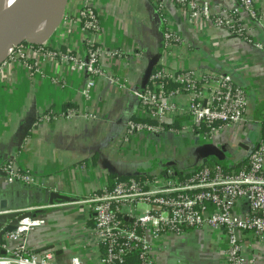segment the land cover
<instances>
[{"label": "crops", "instance_id": "crops-1", "mask_svg": "<svg viewBox=\"0 0 264 264\" xmlns=\"http://www.w3.org/2000/svg\"><path fill=\"white\" fill-rule=\"evenodd\" d=\"M199 1L231 9L240 5L239 0ZM93 2L101 23L99 40L108 49L123 51L121 58L105 54L101 63L116 82L100 78L86 100L82 90L89 74L74 70L71 62L59 57H41L38 65L32 61L29 67L10 62L0 74V170L14 158L21 171L37 179L36 185L9 183L0 175V204L5 200L9 209L23 211L45 207L43 212L33 213L46 224L28 233L25 241L39 252L54 249L60 263L76 256L86 264L97 261L98 247L90 241L94 222L88 206L82 203L46 206V191L83 201L109 185L110 175H154L167 168L191 171L205 161L206 152H202L203 157L196 153L201 144L196 145L195 139L185 134L166 131L154 138L141 136L133 146L122 142L126 124L139 111L135 92L147 84L148 72L158 67L166 21L184 39L169 60L174 69H211L229 74L248 95L247 120L223 129L209 141L217 148L227 145L223 160L214 156L208 160L234 168L248 160L263 135L262 51L204 20L190 25L170 0H164L163 12L154 0ZM254 5L260 21L244 11L240 16L252 29L255 41L264 42V0H254ZM58 34L62 37L56 38L53 47L83 59L88 57L89 47L80 27H63ZM122 80L126 88L119 86ZM73 110L75 115L68 117L66 113ZM55 112L61 114L53 115ZM47 114L54 118L46 119ZM150 141L158 150L145 157L140 149ZM194 154L199 155L197 161ZM167 161L177 162L178 167H167ZM112 168L119 174H113ZM247 209L244 204L236 211L242 215ZM162 245L155 253L156 264H225L226 241L209 229L166 235ZM243 246L253 264H264V243L256 236L245 234Z\"/></svg>", "mask_w": 264, "mask_h": 264}, {"label": "built area", "instance_id": "built-area-1", "mask_svg": "<svg viewBox=\"0 0 264 264\" xmlns=\"http://www.w3.org/2000/svg\"><path fill=\"white\" fill-rule=\"evenodd\" d=\"M154 1L163 12L164 0ZM170 1L179 7L190 25L204 20L264 53V42L255 41L252 29L240 16L244 11L249 18L260 21L254 0H239L240 5L232 9L199 0ZM68 26L81 28L89 47L86 59L52 46L56 38L62 37L59 30ZM100 31L93 0H68L63 23L53 38L42 46L22 43L12 48L7 61L0 66V74L10 62L18 61L29 67L32 61L38 65L41 57H59L71 62L74 70L89 74L82 90L88 100L100 78L116 82L103 70V56L123 55L121 49H108L101 43ZM183 43V37L166 21L158 67L149 75L144 88L135 92L139 111L126 124L123 143L133 146L141 136L154 138L169 131L191 136L202 145L223 129L247 120V92L231 75L211 69L178 71L171 66V56ZM118 84L126 88L125 80ZM75 113L68 111L66 115L72 117ZM57 114L61 113L53 115ZM53 115L47 114L45 118L53 119ZM262 125L259 144L238 171H228L222 165H203L191 171L167 168L143 179L131 177L117 181L78 202L88 206L94 222L90 241L97 245L99 257L91 264H127L137 251L140 264H156L155 253L163 248L164 236H180L196 229H209L225 239V264H253L245 253L243 237L250 234L264 243V110ZM3 172L9 183H37L34 175L18 168L14 158L6 161ZM244 204L248 209L240 215L236 210ZM5 213L0 211V215ZM45 224L44 219L30 217L11 232L5 230L7 225L0 224V233L5 232L0 239V264H86L77 256L60 263L54 249L40 252L31 249L25 241L26 235Z\"/></svg>", "mask_w": 264, "mask_h": 264}, {"label": "water", "instance_id": "water-1", "mask_svg": "<svg viewBox=\"0 0 264 264\" xmlns=\"http://www.w3.org/2000/svg\"><path fill=\"white\" fill-rule=\"evenodd\" d=\"M68 0H20L18 16L13 21L4 22L3 17L0 16V66L7 61L11 49L22 43H29L36 46H42L48 43L56 34L63 23L64 16L67 9ZM155 62V61H154ZM155 64V63H154ZM151 71L148 72V76ZM197 140L195 144L197 145ZM227 148H217L213 144L207 143L197 147L196 153H205L206 163L210 156L218 158L222 161L223 150ZM167 166H178L177 162H166ZM113 174H119L115 168H112ZM0 175L6 177V173L0 170ZM58 200L59 202H56ZM81 199L77 197L66 196L57 193L45 192L46 206H61L72 202H80ZM0 209L7 212L0 215V224L7 225L6 231L11 232L16 230L18 224L30 217H34L33 211H12L8 213L9 209L7 201H1ZM40 209L39 212H43ZM5 232L0 233V239Z\"/></svg>", "mask_w": 264, "mask_h": 264}, {"label": "trees", "instance_id": "trees-1", "mask_svg": "<svg viewBox=\"0 0 264 264\" xmlns=\"http://www.w3.org/2000/svg\"><path fill=\"white\" fill-rule=\"evenodd\" d=\"M214 158V157H213ZM247 163V160L246 161H243L241 164H239L238 166L234 167V168H230V167H227L226 165L220 163V162H217L215 159H212V160H208L206 163H202L196 167L193 168V170H196V169H199L201 168L203 165H207L209 167H214L216 165H222L225 169H227L228 171H232V170H240L245 164ZM167 166V165H166ZM175 166V165H174ZM167 167H171V166H167ZM178 167V166H177ZM148 176H151V175H132V176H129V177H126V178H119L118 176L116 175H110V178H109V185L110 186H113L117 181H121V180H126L128 178H131V177H134V178H139V179H143L145 177H148ZM38 249H35V251H37ZM127 264H140V258H139V253L138 251L137 252H134L132 253V256L128 259V262Z\"/></svg>", "mask_w": 264, "mask_h": 264}, {"label": "bare ground", "instance_id": "bare-ground-1", "mask_svg": "<svg viewBox=\"0 0 264 264\" xmlns=\"http://www.w3.org/2000/svg\"><path fill=\"white\" fill-rule=\"evenodd\" d=\"M20 0H0V16L4 22L13 21L18 16Z\"/></svg>", "mask_w": 264, "mask_h": 264}, {"label": "rangeland", "instance_id": "rangeland-1", "mask_svg": "<svg viewBox=\"0 0 264 264\" xmlns=\"http://www.w3.org/2000/svg\"><path fill=\"white\" fill-rule=\"evenodd\" d=\"M155 142H153V141H150V142H146L145 143V146L143 147V148H141L140 149V152H142L144 155H145V157L148 155V156H150L151 155V153H155L157 150H158V148H157V146H156V144H154ZM168 144V143H167ZM198 239V238H197Z\"/></svg>", "mask_w": 264, "mask_h": 264}, {"label": "flooded vegetation", "instance_id": "flooded-vegetation-1", "mask_svg": "<svg viewBox=\"0 0 264 264\" xmlns=\"http://www.w3.org/2000/svg\"><path fill=\"white\" fill-rule=\"evenodd\" d=\"M193 158L197 161L198 158H199V155H198V154H196V155L194 154V157H193ZM201 164H202V163H201ZM130 175H135V173H131ZM130 175H129V176H130Z\"/></svg>", "mask_w": 264, "mask_h": 264}]
</instances>
